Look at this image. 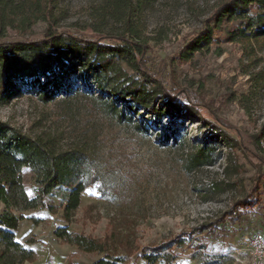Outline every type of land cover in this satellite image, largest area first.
<instances>
[{
	"label": "rangeland",
	"instance_id": "374dc122",
	"mask_svg": "<svg viewBox=\"0 0 264 264\" xmlns=\"http://www.w3.org/2000/svg\"><path fill=\"white\" fill-rule=\"evenodd\" d=\"M221 1L135 0L131 26L150 45L148 64L162 73L165 82L213 102L217 114L246 135L260 134L249 147L264 157V41L228 42L226 30L235 22L226 21L215 30L209 49L191 59L176 52L204 27ZM54 3L62 28L90 37L97 34L95 29L126 28L121 21H102L99 9L104 0ZM45 29L46 23L38 21L24 36H41ZM20 36L15 28L8 29L7 38ZM139 109L137 115L127 111L128 119L122 122L78 97L66 105L23 93L0 103V119L32 136L55 138L57 148H84L93 158L76 179L90 178L92 184L70 219L64 216L66 185L46 198L50 208L22 209L7 199L0 201V213L20 219L17 239L36 251L35 261L26 264H90L103 255L62 241L56 234L61 226L104 240L110 253L126 256L132 264H236L247 236L254 229L264 230V165L251 160L233 141L238 139L233 129L223 127L226 139L214 140L200 118L177 115L172 121L164 116L165 126L180 127L177 140L166 142L159 135L163 127L158 129ZM207 139L216 148L215 163L190 169L189 155ZM24 183L30 197L37 196L33 170H24ZM246 198L252 204L243 209L244 217L230 223L218 238L211 237L206 224ZM178 235L186 237L183 246L173 242ZM154 246H162L157 253L162 257L151 262L147 248ZM170 250L173 255L168 256Z\"/></svg>",
	"mask_w": 264,
	"mask_h": 264
},
{
	"label": "trees",
	"instance_id": "16d2710c",
	"mask_svg": "<svg viewBox=\"0 0 264 264\" xmlns=\"http://www.w3.org/2000/svg\"><path fill=\"white\" fill-rule=\"evenodd\" d=\"M134 6L135 0H104L99 9L102 21H121L126 28L122 32L95 29L97 34L90 37L78 30L62 28L54 0H0V103L23 93L35 95L45 103L66 105L78 97L96 106L104 116L122 122L128 119L127 111L137 115L141 107L158 129L163 127L159 135H164L166 142L177 140L180 127L165 126L163 117L173 121L177 115L182 118L190 115L208 126L214 140L226 139L224 128L233 129L238 135L233 141L251 160L263 166L264 157L249 147L260 134L246 135L221 118L213 102L205 101L187 87L169 85L160 71L149 66L151 47L131 26ZM38 21L46 23L43 35L25 37L24 33ZM226 21L235 22L226 30L228 42L247 45L264 41V0H222L204 27L178 46V56L191 59L209 49L215 40V30ZM9 28H15L21 36L7 38ZM208 141L189 155L190 169L215 163L216 148ZM226 145L233 146L230 141ZM92 161L84 148H57L55 138L32 136L0 119V201L7 199L22 209L50 208L46 198L55 188L66 185L64 216L70 219L92 184L90 178L78 182L76 179L88 170ZM26 168L36 173L39 188L35 197H30L25 187ZM251 204L249 198L239 200L218 220L206 224L210 236L218 238L226 233L229 224L241 220L245 215L243 209ZM19 224V218L0 213V264H26L36 259V251L17 239ZM56 234L83 251L103 253L90 264H132L126 256L110 253L100 238L72 231L68 226L57 228ZM185 241L182 235L173 239L178 246ZM161 249L162 246L148 247L146 257L151 262L157 261L162 257L157 254Z\"/></svg>",
	"mask_w": 264,
	"mask_h": 264
},
{
	"label": "built area",
	"instance_id": "2783aa9c",
	"mask_svg": "<svg viewBox=\"0 0 264 264\" xmlns=\"http://www.w3.org/2000/svg\"><path fill=\"white\" fill-rule=\"evenodd\" d=\"M245 248L236 256V264H264V230L254 229L246 238Z\"/></svg>",
	"mask_w": 264,
	"mask_h": 264
}]
</instances>
